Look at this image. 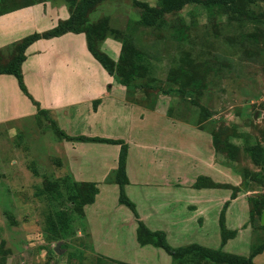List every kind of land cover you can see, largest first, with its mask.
Wrapping results in <instances>:
<instances>
[{
	"label": "rangeland",
	"instance_id": "374dc122",
	"mask_svg": "<svg viewBox=\"0 0 264 264\" xmlns=\"http://www.w3.org/2000/svg\"><path fill=\"white\" fill-rule=\"evenodd\" d=\"M51 1L70 0H0V14L40 2L48 8ZM141 1L152 6L161 3ZM144 12L134 0H100L87 13L82 28L89 30L100 54L121 64L123 79L133 83L134 88L128 87L131 99L152 109L162 97L170 104L168 116L219 138L217 161L230 167L234 177L218 178L214 186L237 195L243 192L250 206L245 224L250 238L239 237L224 250L248 255L264 242V0L190 3L166 13L155 25L142 21ZM49 118L45 112L37 120L0 125V264H225L194 257L175 263L162 248L142 247L125 220L124 213L131 211L125 205L109 214L114 219L106 215L101 224L88 218L86 205L80 215L82 206L69 200L67 178L75 177L64 158L67 146L69 156L77 146L65 148L62 128ZM123 128L117 125L114 131L122 133ZM199 130L184 129L178 135L193 145ZM151 131L154 137L160 134V129ZM228 143L238 147L235 154H230ZM254 146L262 149L260 164L253 160ZM198 150L206 151L201 146ZM114 178L115 173L107 180ZM58 180L53 190L41 192L47 182ZM118 196L117 191L110 198L111 210L118 206ZM211 228L214 236L206 246L218 248L219 218ZM254 261L264 264V254Z\"/></svg>",
	"mask_w": 264,
	"mask_h": 264
},
{
	"label": "crops",
	"instance_id": "0c3cea01",
	"mask_svg": "<svg viewBox=\"0 0 264 264\" xmlns=\"http://www.w3.org/2000/svg\"><path fill=\"white\" fill-rule=\"evenodd\" d=\"M50 4L46 8L45 2H40L0 14V53L4 63L11 58L13 50L10 46L14 43L32 33L52 29L71 16L67 2L51 1ZM22 72L28 91L40 105L22 91L15 75L0 74V125L8 127L11 122L18 123L27 118L37 120L40 110H45L50 122L54 120L69 135L124 140L128 144L126 192L136 204L140 219L152 230L165 231L173 246L208 245L210 241L207 240L214 234L209 229L217 218L220 225L221 212L227 201L226 226L237 233L224 245L221 235L220 246L216 249L224 250L239 237L250 238V229L245 225L250 214L247 197L240 192L232 198L231 189L214 186L218 178L230 181L234 174L230 167L220 166L217 161L212 136L168 116L170 104L162 97L152 109L131 99L129 88L93 55L86 32L70 31L34 41L26 49ZM117 125L124 127L122 133L114 131ZM29 128L27 131L31 133ZM152 128L158 133L160 129L157 137L153 136ZM190 128L195 132L202 131L199 138H191L193 145L189 140L185 144L184 136L178 135ZM178 130L181 131L177 133ZM62 141L65 148L67 144H73L72 148L77 146L73 148L72 156L68 155V146L66 148L67 170L75 180L95 182L99 188L95 202L86 205V213L91 214L88 218L100 224L104 223L106 215L114 219L109 214L123 210L124 204L119 202L118 206L114 205V210L110 209L109 200L116 197L117 191L119 194L120 187L114 179H107L118 168L121 144ZM200 146L206 150L204 154L203 150H198ZM240 203L242 205H238ZM130 210L128 214L124 213L125 220L129 226L131 224L137 239L138 221ZM103 235L98 234L100 239ZM155 248L161 251L159 248L162 247ZM263 254L264 251L254 258Z\"/></svg>",
	"mask_w": 264,
	"mask_h": 264
},
{
	"label": "trees",
	"instance_id": "16d2710c",
	"mask_svg": "<svg viewBox=\"0 0 264 264\" xmlns=\"http://www.w3.org/2000/svg\"><path fill=\"white\" fill-rule=\"evenodd\" d=\"M100 0H70L69 6L71 9V16L66 19L60 21V23L42 33L35 32L32 33L17 43H14L12 46V56L7 62H3L0 53V74H13L18 79L20 88L22 91L27 94L30 98L34 100L28 88L24 82V76L22 72V63L26 59V49L27 47L33 43L34 41L40 38H50L54 36H60L67 32H82L85 31L88 36V44L89 49L93 53V55L103 64L106 70L120 79V82L129 88H134L133 83L130 80L123 79L125 77L124 69L121 64H113L110 59H108L105 55L100 54L93 46L92 40L89 38V30H84L82 26H84V19L87 13L99 2ZM236 0H161L159 6H152L147 2L141 0H134V3L144 9V15L142 21L147 25H155L160 22L161 18L166 14L176 10L183 9L187 4L190 3H199L204 5H211L212 3H218L222 5H231L235 3ZM4 11V10H2ZM11 10H5L2 13L8 12ZM1 13V14H2ZM90 39V40H89ZM125 42L122 46V51L124 50ZM123 54L120 56V60L123 59ZM109 61H108V60ZM34 103L40 105L38 101L34 100ZM45 110H40V113H45ZM52 123L54 120H51ZM55 123V121H54ZM56 124V123H55ZM60 133L63 136L70 140L77 141H100V142H108V143H116L121 144V152L119 158V165L117 170L115 171L114 181L118 183L120 187L119 191V202L128 206L135 213L138 220L137 227V240L141 245L152 244L158 247H162L174 260V262H178L184 257H194V258H208L211 262L215 263H225V264H257L254 261V257L262 253L264 251V242L257 245V247H253L251 253L249 255L236 254L232 252L224 251L219 248H212L200 243H190L182 246H173L169 241L165 231L163 230H152L148 225L140 219L139 213L136 208V204L129 198L126 192V185L129 183V178L126 171V159L128 155V144L124 140L121 139H109L103 137H88V136H71L67 134L64 130H60ZM213 142L215 148L220 149V140L214 135ZM230 154H235L238 147L235 144L228 143L227 144ZM253 150V160L255 163L260 164L262 161V149L259 146H254ZM70 183L67 184V187L70 191L69 200L71 203H74L76 206H82L80 208V215H83V206L87 204H92L96 200V195L99 192V188L97 187L95 182L90 181H77L74 178H67ZM67 182V180H66ZM57 185H59V180L54 182H47L46 185L42 188L41 192L53 190ZM199 186V183H197ZM244 185V182H243ZM238 191V190H237ZM237 194L233 191L232 198H236ZM229 201L226 202L220 216V226H221V235H222V244H226V242L235 237L237 230H230L226 226V218L225 211Z\"/></svg>",
	"mask_w": 264,
	"mask_h": 264
},
{
	"label": "water",
	"instance_id": "95a60500",
	"mask_svg": "<svg viewBox=\"0 0 264 264\" xmlns=\"http://www.w3.org/2000/svg\"><path fill=\"white\" fill-rule=\"evenodd\" d=\"M262 223H264V213H263V216H262Z\"/></svg>",
	"mask_w": 264,
	"mask_h": 264
}]
</instances>
